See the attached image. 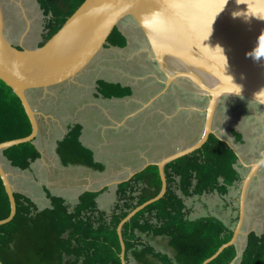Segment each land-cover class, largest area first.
<instances>
[{
    "label": "crops",
    "instance_id": "obj_1",
    "mask_svg": "<svg viewBox=\"0 0 264 264\" xmlns=\"http://www.w3.org/2000/svg\"><path fill=\"white\" fill-rule=\"evenodd\" d=\"M36 7L40 10L39 5L36 4ZM24 21L28 29L32 24L35 25L33 18H26ZM121 23L116 30L124 39H118L124 42V46L108 42L109 45L88 65L92 67L86 75L88 78H83L84 70L71 81L28 92L29 103L36 113L37 133L30 143L36 154L33 159L28 160L27 166L22 167V162L14 163L4 150L0 153V167L10 182L13 195L31 202L36 211L50 208L51 198L62 200L68 211H73L82 194L92 193L95 195V211L110 216L115 206L124 201L119 198L120 185L130 181L132 196L135 197L140 193L138 188L141 187V182L133 181L141 180L138 173L151 166L157 167L156 164L165 157L191 146L182 142L181 114L185 102L181 89L174 85L165 86L164 77L158 76L157 64L146 51L148 48L138 51L131 37L132 31L129 32L127 28L130 26L126 23L121 27ZM38 35L33 48L39 46L43 31H39ZM24 36L25 34H21L19 41H23ZM13 45L18 47L14 43ZM30 48L32 47L26 49ZM100 55L103 59L98 61L97 57ZM106 58L111 59L109 63L113 61L108 68L104 65ZM100 81L113 88L98 91L96 84ZM190 109L196 111L195 106ZM259 110L264 114L263 107H259ZM230 111L220 110L221 124L217 122L219 120L217 111L215 112L212 129L216 137L220 136L217 134H222L220 126ZM243 112L245 111L241 113ZM189 116L193 120L191 123L188 121L193 126L189 132L194 135L198 131L197 122L202 115L191 112ZM74 127L79 129L77 141L84 151L77 150V153L84 158H80L77 164H64L58 154V144ZM257 133L259 143V140L264 139V131ZM236 135L237 140L232 137L229 144L228 138L219 139L239 155L235 168L241 181L231 186L228 194L222 197L216 192L200 197H183L179 190L176 191L184 199L190 219H196L204 213L201 208L209 207L211 216L232 227L230 223L234 221L237 211L239 212L236 196H240L242 180L249 171L248 165L264 157V142L259 144L262 145L261 156L249 157L245 156V144L246 139L248 142L252 139V134L248 135V131L236 129ZM249 143L252 146L254 144L253 141ZM244 159L250 162H245ZM238 166H242L244 170L239 171ZM250 215L253 221L260 220L261 231L257 234H261L264 222V165L248 184L241 229ZM260 222L247 225L245 235L259 227ZM135 236L139 244L148 245L157 253L170 252L169 255L174 256L166 238L137 231ZM245 243L246 236L237 256L241 254ZM128 257L129 264H137L130 255ZM233 264H239V258Z\"/></svg>",
    "mask_w": 264,
    "mask_h": 264
},
{
    "label": "trees",
    "instance_id": "obj_2",
    "mask_svg": "<svg viewBox=\"0 0 264 264\" xmlns=\"http://www.w3.org/2000/svg\"><path fill=\"white\" fill-rule=\"evenodd\" d=\"M83 1L37 0L46 17L39 46L61 28ZM121 38L114 28L108 42L124 44L118 40ZM98 86L104 90L113 88L102 81ZM78 130V127L72 128L58 144V154L64 164H77L84 158L77 153V150L83 151L77 141ZM13 131L22 134L12 136ZM30 132L31 126L19 99L0 81V143L24 138ZM4 153L14 163L22 162V167H26L36 154L29 142L8 148ZM237 159L227 143L211 134L199 150L166 164L163 197L137 212L122 226L126 264H129L128 255L137 264H202L229 242L238 221V211L234 227H228L211 215L190 219L184 199L176 191L179 190L183 197H200L213 192L220 197L226 196L228 189L241 181L235 168ZM152 168L154 172L146 180L142 179L143 175L141 180H133L141 182L140 193L135 197L130 181L120 185L119 198L124 201L115 206L110 216L95 211L92 193L82 194L73 211H68L58 198H51L50 208L36 211L31 202L14 194L15 215L8 223L0 225V264H121L116 228L130 211L158 195L161 181L157 167ZM9 212V200L0 180V220L7 218ZM136 231L166 238L168 247L174 252L173 261L152 247L139 244ZM236 257V245H231L207 264H231ZM239 264H264V222L261 234L247 233Z\"/></svg>",
    "mask_w": 264,
    "mask_h": 264
},
{
    "label": "water",
    "instance_id": "obj_3",
    "mask_svg": "<svg viewBox=\"0 0 264 264\" xmlns=\"http://www.w3.org/2000/svg\"><path fill=\"white\" fill-rule=\"evenodd\" d=\"M126 18L145 37L150 48L147 51L166 78L165 86H177L208 102L200 138L156 164L161 181L158 195L130 211L117 225L121 264H126L122 226L163 197L166 164L199 150L209 135H214L213 115L222 98H245L264 108V0H84L52 37L30 49H17L7 39L0 4V81L19 99L31 126L28 136L0 143V153L31 143L36 136V113L29 103L28 92L73 80L109 45L111 32ZM187 83L194 89L182 86ZM262 165L264 158L252 163L242 180L239 217L230 241L202 264L235 245L242 233L248 184ZM0 180L10 207L8 217L0 220L3 225L14 217L16 205L1 167Z\"/></svg>",
    "mask_w": 264,
    "mask_h": 264
},
{
    "label": "rangeland",
    "instance_id": "obj_4",
    "mask_svg": "<svg viewBox=\"0 0 264 264\" xmlns=\"http://www.w3.org/2000/svg\"><path fill=\"white\" fill-rule=\"evenodd\" d=\"M1 4L4 6L5 9V14H4V18H5V23H6V30L9 32L10 34V40L15 44V45H20L23 48H29L35 45L36 40L39 38L38 36V32L39 31H43L42 26L44 27V23L46 20V17L43 16L42 12L40 10L37 9L36 4L37 0H0ZM28 19H35L34 23L35 25H31L30 28H27L26 22L24 21V19L26 20ZM125 20V19H124ZM123 20V21H124ZM130 19H126L124 22L121 23V27H124L123 25H126V23L130 22ZM44 22V23H42ZM132 23V22H131ZM117 28V27H116ZM115 28V29H116ZM129 28V27H127ZM118 29V28H117ZM129 32L132 31V39L134 40V43L137 45V49L139 50H146V48L149 49L147 41L145 40V37L143 36V34L141 33L140 30H137V28L134 26L133 30L132 29H128ZM127 30V31H128ZM126 31V30H124ZM21 34H25L23 41H19V36ZM144 39H143V37ZM123 38H121L122 40ZM124 40V39H123ZM42 41V40H41ZM140 41H142V43H139ZM124 46V44H120V46ZM140 45V46H139ZM17 47V49H20L21 47ZM136 49V50H137ZM147 49V50H148ZM146 50V51H147ZM148 51L149 57L152 58L153 56H151V52ZM151 54V55H150ZM103 57L100 55L97 57V60L100 61L102 60ZM147 60H149L148 57H146ZM111 59L106 58V61L104 64L107 68L109 67V64L113 63V61L111 63H109ZM153 60V59H152ZM92 67L88 66L85 69V72H83V78L85 79L88 75L87 73L89 71H91ZM157 70H158V76H162L164 77V75L161 73V71L159 70L158 66H157ZM88 78V77H87ZM91 81V79H88ZM164 81H166V78L164 77ZM181 83V81H179ZM99 83V82H98ZM97 89L99 91L100 90H107V89H102L101 87H99L97 84ZM182 86H185L184 88L186 89H190L193 90L194 88L192 87V85L190 83L184 84ZM121 88V86H119ZM175 87V86H174ZM122 90V89H121ZM175 90V89H174ZM173 90V94L175 95V91ZM181 95H183L184 97V105H182V114H181V120H182V139L185 145H192L193 143H195L201 136L202 130H203V111L206 108L207 105V99L206 98H200L199 96L193 95L191 93H185V90H181ZM124 93V92H121ZM185 93V94H182ZM173 97V96H172ZM189 100V101H188ZM245 99L239 98V97H223L222 100L220 101V103L218 104V106L216 107V111H217V119L219 121H217L219 124H221V116L220 114H222V112H220L221 109H231L230 112H228L225 117V121H223L222 125L220 126L221 130H222V134H217L219 137L223 140H225V137L228 138L227 139V143H231L232 142V136H237L235 131H232L230 133V126L233 125L232 122H235L236 124V128L241 130L243 129L244 131H248V135L252 134V139L249 140L253 141V146L248 142L245 144V148H246V155L245 156H249V157H256L259 158L262 154V145L259 146L260 143L264 142V139L259 140V143H257L258 140V133L260 130L264 131V114L260 112L259 110V105H255V103L253 104V102L249 101H244ZM245 103V104H244ZM196 108V111H194L193 109L191 110L190 108ZM185 107V109H183ZM241 108V111L239 110ZM250 108H254V110L250 109ZM242 111H245L243 113H241ZM259 111V112H258ZM193 112H198L200 113V120L197 122V127H198V131L196 134H192V132L190 133L189 131H192V127L191 125H189L188 121L191 123L192 118L189 116L190 113ZM231 113H233L232 115H230ZM239 116H236V114H240ZM215 114V113H214ZM250 116H249V115ZM213 119H214V115H213ZM190 129V130H189ZM260 129V130H259ZM213 130V129H212ZM214 132V131H213ZM20 134H22L21 132H15L13 131L12 133H10V135H17L19 136ZM7 138H9V134L7 133ZM258 135V136H257ZM257 136V137H256ZM256 137V138H254ZM254 138V139H253ZM220 139V140H221ZM230 139V142H228V140ZM239 156V155H238ZM245 162H250L247 161L246 159H244ZM237 167V166H236ZM151 167H148V169L145 172H140L138 173L137 176L139 175H143L142 179L148 178V176H150L153 172L154 169H150ZM239 171L244 170V168L242 166H238ZM157 171H158V167H157ZM159 174V171H158ZM239 196V195H238ZM236 199L239 200V197L236 196ZM238 204V203H237ZM238 208V206H237ZM239 209V208H238ZM209 207H203L201 208V211H203L204 213H201L199 216H197V218H204L207 216H210L212 214H210L211 212H209ZM252 215H250L247 219L246 224L244 225V227L241 229V234L238 235L237 237V241L235 243L236 245V249H237V253L239 254L241 249L242 244L244 243V239H245V233L247 232L248 228L247 225H251L253 222H256V224H258L260 222L259 219H256V221L252 220ZM225 225H227V222H223ZM231 226L234 227L235 223L234 221H232ZM259 226V225H258ZM256 233H259L261 231V222H260V226L257 228H254V230H252ZM163 255H167V258L171 259L173 261V257H171L170 252L168 253H161ZM239 255L234 259V261L237 259L238 260ZM234 261L231 263L233 264Z\"/></svg>",
    "mask_w": 264,
    "mask_h": 264
},
{
    "label": "flooded vegetation",
    "instance_id": "obj_5",
    "mask_svg": "<svg viewBox=\"0 0 264 264\" xmlns=\"http://www.w3.org/2000/svg\"><path fill=\"white\" fill-rule=\"evenodd\" d=\"M0 4H1V2H0ZM1 6H2V11H3V15L5 14V9H4V6L1 4ZM126 19H130V18H126ZM125 19V20H126ZM124 20V21H125ZM131 20V19H130ZM4 21H5V18H4ZM124 21H122V22H124ZM132 22V23H131ZM128 25L130 26L129 28L130 29H133V27L135 26L136 28H137V26H136V24L131 20L130 22H128ZM132 26V27H131ZM4 30H5V34L7 35V37H9V38H7V39H9L10 40V34H9V32L6 30V23H5V28H4ZM137 30H139L138 28H137ZM142 33V32H141ZM143 37V36H142ZM143 39H144V37H143ZM10 42H11V40H10ZM13 44V43H12ZM18 47H19V45H18ZM240 98V97H239ZM242 99H245V98H242ZM244 101H249V103L251 102L250 100H248V99H245ZM245 104V103H244ZM255 105H258V104H255ZM241 109V108H240ZM250 109H252V110H254V108H250ZM227 110H231V109H227ZM215 112H216V110H215ZM233 123V125L232 126H230V133L232 132V131H235L236 132V124H235V122H232ZM232 137H235V136H233V135H231ZM226 143V142H225ZM235 152V151H234ZM236 153V152H235ZM237 155V154H236ZM237 157H238V155H237ZM264 157H261L260 159H263ZM260 159H258L257 161H259ZM238 160V159H237ZM257 161H255V162H257ZM255 162H253V163H255ZM237 163V162H236ZM250 165L251 164H249L248 165V170L250 171ZM248 171V172H249ZM258 172V171H257Z\"/></svg>",
    "mask_w": 264,
    "mask_h": 264
}]
</instances>
